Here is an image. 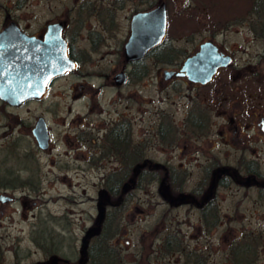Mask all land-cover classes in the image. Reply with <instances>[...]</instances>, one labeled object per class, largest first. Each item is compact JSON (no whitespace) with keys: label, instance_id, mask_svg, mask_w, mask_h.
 <instances>
[{"label":"flooded vegetation","instance_id":"af4514ba","mask_svg":"<svg viewBox=\"0 0 264 264\" xmlns=\"http://www.w3.org/2000/svg\"><path fill=\"white\" fill-rule=\"evenodd\" d=\"M56 1V7L51 8L52 0H0V57L6 51L32 56L31 62L0 58V64H61L51 58L64 49L75 64L73 71L49 81L41 99L31 98L13 106L0 98V264H83L84 253L95 240L90 235L98 229L100 211H105L107 194L101 188L99 215L85 230L77 248L78 239L66 235L67 215L50 211V191L56 192L58 200L65 199L57 187L63 186L71 173L81 178L102 171L101 183L107 175L121 173L130 182L132 154L142 155L137 173L147 167L155 175V180L143 184L141 191L158 187L154 208L159 236L150 243L147 236L142 237L148 250L144 247L142 253L127 255L120 252L117 262L111 264H247V256L264 243V56L261 63L237 64L235 54L223 52L216 39L226 35L232 24L247 25L252 36L260 37L259 15H227V23L214 25V30H200L192 24L193 18H182L181 11L173 20H168L167 14L164 39L142 59L134 60L126 55L133 20L162 4L167 12L165 0ZM193 1L206 9L205 0ZM151 34L153 31L142 38L145 45L157 42V36ZM206 43L214 44L232 62L218 68L211 81L196 82L182 68ZM102 48L106 49L104 54L117 58L110 63L117 65L110 75L97 76L116 91L134 78L136 68L142 74L145 64L169 68L163 71V79L172 82L176 113L155 115L154 137L186 166L149 158L146 139L136 138L126 115L107 122L100 135L93 124L83 127L86 116L79 114L64 131V141L71 149L65 157L53 154L60 135L56 136L46 116L51 115L50 108L35 114L29 107L44 105L51 88L68 77L84 80L96 75L84 69L93 64L92 55ZM165 71L174 74L165 80ZM120 73L126 74V83L117 86L115 76ZM3 79L7 77L0 70V81ZM79 87L83 89L82 84ZM39 133L46 135V149L38 144ZM194 164L199 167L197 172ZM224 208L225 212L232 208L236 214L241 208L249 209L250 218L262 224L258 233L243 239L231 236L226 246L227 228L240 218L223 214ZM69 240L73 241L71 246L67 245ZM214 244L223 251L219 263L211 258Z\"/></svg>","mask_w":264,"mask_h":264},{"label":"rangeland","instance_id":"374dc122","mask_svg":"<svg viewBox=\"0 0 264 264\" xmlns=\"http://www.w3.org/2000/svg\"><path fill=\"white\" fill-rule=\"evenodd\" d=\"M165 2L168 20L175 19L181 11V17L185 19L193 18L194 22L192 24L200 30L205 28L214 30L213 23L221 24L219 20H216L217 15H215V12L214 14L211 12L205 13L204 10L207 11L208 9L210 11V9H201L193 0H165ZM57 4L56 0H52L51 8H55ZM246 10L241 5L235 11H229L226 15H241L248 13ZM216 43L222 48L223 52L235 54L237 64L245 62L257 64L262 62L264 38L252 36L248 31L247 25L235 26L232 24L226 35L218 36ZM102 49L101 52L92 55L93 64H89L84 69L86 72L96 75L84 80L68 77L51 88L50 96L44 105L29 107L35 110V114L44 113L50 108L51 115L46 116L56 136L60 135L58 139L60 142L57 145H53L56 146L53 154L61 153L63 154L62 157H65L64 154L71 149L64 141L63 136L66 135L64 131L69 128L72 120L77 118L79 114L86 116L82 122L83 127H85L86 123L93 124L98 128L100 135H102V130L107 122L118 119L120 115H126L131 121L132 130L136 138L142 137L146 139L149 158L159 163L186 166L181 164L179 157L170 151V148H164L154 137L156 129L154 127L155 115L171 116L176 113L174 104L176 95L173 91L172 82L164 81L163 79V71L169 68L164 64H145L144 67L147 70L145 76L141 79H130L120 91H116L109 84L105 85L106 81L104 78L97 76L102 73L110 75L117 65L110 64L117 58L110 54H104L103 52L106 49ZM131 71L132 68L130 69ZM221 76H227V72ZM80 84L83 85V89H80ZM212 147L213 145H211ZM219 151L221 152V149ZM72 157L74 158V155ZM64 160L69 161L70 159L66 158ZM74 167H77V165ZM107 167L109 168L111 165L107 164ZM51 168L53 169V167ZM198 168L197 164L193 165L194 172H197ZM44 170V172H47V168ZM100 172L97 175L95 173H86L81 178L78 176L74 177L72 173L68 175V180L62 182L63 186L57 187L65 194V199L58 200L56 192L50 191V211L56 215H67L66 224L68 226L66 235L68 238L74 237L78 239L77 248H79V240L84 235L85 230L91 226L94 220L96 221L99 215L97 204H99V197L101 196ZM157 188V186L153 185L146 190L137 191L132 202L128 204L125 211L121 214L118 233L111 245L118 248L122 254L142 253L144 247L147 250L149 247L148 245H143L142 237L152 238V240L148 239V243H150V241L159 236L157 229L158 212L154 208L157 203ZM222 212H224L223 214L231 215V217L238 215L241 219V222L240 219H237L231 223L230 227L228 226L226 246L231 236L234 239L250 237L249 235L252 234L251 236H253L254 233H258L257 230L262 224L264 226V223H257L255 219L252 220L250 218L252 212L249 209L241 208L239 214L234 213L232 208H229V212H225L224 208ZM91 217L93 220H91ZM71 242L73 241L69 240L67 245L71 246ZM126 242H130V244L126 245ZM221 249H219L218 244L212 245L211 258L213 262H220V254L223 253ZM70 251L68 250L67 252L69 253ZM254 252L247 256L250 258L247 264H264V243L260 244V249L258 248ZM226 255L229 256L228 253ZM232 263V261H227V264Z\"/></svg>","mask_w":264,"mask_h":264},{"label":"water","instance_id":"95a60500","mask_svg":"<svg viewBox=\"0 0 264 264\" xmlns=\"http://www.w3.org/2000/svg\"><path fill=\"white\" fill-rule=\"evenodd\" d=\"M133 33L130 44L126 47V55L130 59H142L148 51L160 43L166 34L167 12L165 4H162L153 12L139 15L133 20ZM146 29V34L144 33ZM153 31V36H157V42L144 44L142 38L149 36V30ZM2 61H22L31 62L32 56L19 51L2 52ZM51 60L61 61V64H0V70L7 79L0 81V98L10 105H19L31 98H43L46 93L48 83L54 77L66 72L73 71L75 64L69 59L66 49L61 51L57 57ZM232 62L228 55L220 54L217 47L212 43L201 46L200 51L193 57L186 60L182 68L187 72L189 79L196 82L207 83L216 74L218 68L226 67ZM41 71V73H38ZM173 72L165 71V80L173 76ZM115 83L121 86L126 83V74L120 73L115 76ZM42 133V132H41ZM37 134V141L42 149L47 147L46 135ZM101 205V203H100ZM100 219H103V210L100 211ZM85 255V253H84Z\"/></svg>","mask_w":264,"mask_h":264},{"label":"trees","instance_id":"16d2710c","mask_svg":"<svg viewBox=\"0 0 264 264\" xmlns=\"http://www.w3.org/2000/svg\"><path fill=\"white\" fill-rule=\"evenodd\" d=\"M200 5L203 6L201 3ZM241 5L245 10L247 9L248 13L255 12L259 15L261 24L258 26L257 31H259V36L264 38V0H205V7L209 8L212 14L215 12V15H217L216 20H219L221 24L227 23L226 13L235 11ZM215 24L216 22L213 23V25ZM146 73L145 68L142 69V74L136 68L133 77L141 79ZM141 156L139 154L131 155L130 182L127 177L120 173L107 175L101 183L100 187L107 194V199L103 203L105 211L103 219L98 223V229H95L90 235L95 240L90 249L85 251L83 264H111L112 261L117 262V255L120 251L112 247L110 240L116 237L118 233L120 216L128 204L132 202L135 193L141 191L143 184H149L151 180H155V175L150 173L147 167L141 169L138 173L136 172L137 165L142 164ZM111 203L114 208H108L112 205Z\"/></svg>","mask_w":264,"mask_h":264}]
</instances>
